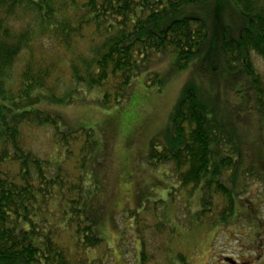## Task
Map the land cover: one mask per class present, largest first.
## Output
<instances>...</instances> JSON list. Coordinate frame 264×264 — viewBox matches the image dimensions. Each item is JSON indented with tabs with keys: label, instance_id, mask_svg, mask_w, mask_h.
Listing matches in <instances>:
<instances>
[{
	"label": "trees",
	"instance_id": "trees-1",
	"mask_svg": "<svg viewBox=\"0 0 264 264\" xmlns=\"http://www.w3.org/2000/svg\"><path fill=\"white\" fill-rule=\"evenodd\" d=\"M215 21L220 61L213 55L208 63L210 92L207 81L200 85L206 93L193 81L184 85L164 140H154L146 159L169 168L171 189L200 192L191 224L207 227L232 221L237 193L246 191L240 175L253 176L243 167L233 118L245 100L246 114L264 125V69L253 58L264 66V0H0V264H102L89 254L110 255L89 213L102 188L93 163L104 153L95 132L68 131L42 106L84 102L94 91L105 108L125 104L142 73L160 91L167 76L153 64L162 57L176 72L197 64L201 76ZM225 88L235 92L232 108ZM26 129H48L58 152L43 157L28 149ZM156 204L162 201L143 211ZM158 222V229L167 226ZM144 245L140 264L149 261Z\"/></svg>",
	"mask_w": 264,
	"mask_h": 264
},
{
	"label": "rangeland",
	"instance_id": "rangeland-1",
	"mask_svg": "<svg viewBox=\"0 0 264 264\" xmlns=\"http://www.w3.org/2000/svg\"><path fill=\"white\" fill-rule=\"evenodd\" d=\"M212 30L210 47L201 59L202 64L199 63L201 76L196 63L184 72H176L168 65V57H162L153 64L167 76L160 91L158 85L149 87L142 73L134 80L132 100L125 104L105 108L101 104V92L94 91L84 102L42 106L60 115L68 131L79 130L82 135V129H93L99 150L104 153L103 158L98 157L93 163L95 172L102 178V188L89 213L97 221L96 234L104 240L110 255L105 256L102 250L92 251L91 261L140 264L144 240L147 264H229L230 259L240 263L253 259L251 264H264V125L259 117L246 114L245 100L239 102L240 117H234L233 122L243 139V167L251 170L253 176L240 175L239 186L246 185V191L237 193L236 212L230 223L217 227L191 224L193 215L201 208L200 192L190 196L189 191L171 189L176 184L172 178L168 179L169 168L151 167L146 160L154 140L160 143L164 140L184 85L193 81L201 90L207 81L210 92L212 81L208 80L213 77L208 63L213 55L217 63L220 61L217 51L221 31L217 21ZM27 57V52L20 57L14 74L22 71ZM253 58L262 72L263 63L256 56ZM234 94L233 89L225 88V99L231 108ZM25 134L28 136L25 144L34 153L45 157L58 152L48 129H26ZM82 144L83 140L76 153H80ZM78 160L79 157L71 160L68 168L72 170ZM161 201L162 205L156 204L154 210L143 211L146 205L152 208L153 203ZM130 210L139 214V222L131 218ZM162 219L167 226L158 229V220Z\"/></svg>",
	"mask_w": 264,
	"mask_h": 264
},
{
	"label": "flooded vegetation",
	"instance_id": "flooded-vegetation-1",
	"mask_svg": "<svg viewBox=\"0 0 264 264\" xmlns=\"http://www.w3.org/2000/svg\"><path fill=\"white\" fill-rule=\"evenodd\" d=\"M228 261V260H227ZM252 261H253V259H252ZM252 261H248V263L247 262H242V263H240V262H238V261H236V260H232V259H230L227 263H229V264H251V262Z\"/></svg>",
	"mask_w": 264,
	"mask_h": 264
}]
</instances>
